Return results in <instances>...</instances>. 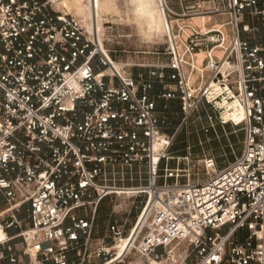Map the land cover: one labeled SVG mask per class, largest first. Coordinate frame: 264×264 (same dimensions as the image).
<instances>
[{
  "label": "built area",
  "instance_id": "2783aa9c",
  "mask_svg": "<svg viewBox=\"0 0 264 264\" xmlns=\"http://www.w3.org/2000/svg\"><path fill=\"white\" fill-rule=\"evenodd\" d=\"M163 1L168 62L134 76L53 0H0V264H158L180 243L181 264H264V0ZM219 103L244 149L194 183L171 150L202 107L225 124ZM113 196L133 201L101 226Z\"/></svg>",
  "mask_w": 264,
  "mask_h": 264
},
{
  "label": "rangeland",
  "instance_id": "374dc122",
  "mask_svg": "<svg viewBox=\"0 0 264 264\" xmlns=\"http://www.w3.org/2000/svg\"><path fill=\"white\" fill-rule=\"evenodd\" d=\"M93 1L84 0L81 12L67 9L61 4L63 0L53 3V8L56 12H64L79 20L95 44H101L103 50L108 51L119 67L125 68L129 74L135 75L140 70L149 71L168 62V57L162 53L169 44L171 24L166 13L162 17V0H103L100 12L96 11ZM208 21L195 19L191 23L204 30V24ZM216 55L221 56L218 53ZM205 58L204 54L198 56L199 66ZM190 78L191 83H197L201 73H195ZM206 110V107L200 108L188 126L178 133L171 150L173 157H188L189 162L173 160L170 167L178 166L186 173L184 175H191L194 183H202L207 178L206 160L214 159L219 169L234 161L244 149V125H236L231 120L227 122L224 115L222 121L226 122L221 124L218 121L220 112ZM186 182V178L181 179V183ZM112 200L115 205L108 200L102 207L99 219L101 226L109 223L111 215L128 209L133 201L126 196H113ZM135 218L136 213L133 212L130 222L133 223ZM186 248V243H180L179 247L173 246L158 264H181Z\"/></svg>",
  "mask_w": 264,
  "mask_h": 264
},
{
  "label": "crops",
  "instance_id": "0c3cea01",
  "mask_svg": "<svg viewBox=\"0 0 264 264\" xmlns=\"http://www.w3.org/2000/svg\"><path fill=\"white\" fill-rule=\"evenodd\" d=\"M168 3V6L170 4V8L175 11L176 13H182L183 7L181 6L182 1L185 0H166ZM201 1H209V0H201ZM167 64V63H166ZM165 65V64H163ZM161 66V65H159ZM150 71V70H149ZM148 70H140L138 71L134 76H138L142 73H147ZM160 92H172L174 94H178V89L175 85L172 84H166V85H156L153 94H159ZM205 108V107H202ZM158 110L163 111L169 114V122L172 124L174 128H176L179 125L180 122V115H181V105L178 101H170L165 102L161 101L158 105ZM177 116V118L175 117Z\"/></svg>",
  "mask_w": 264,
  "mask_h": 264
},
{
  "label": "bare ground",
  "instance_id": "6f19581e",
  "mask_svg": "<svg viewBox=\"0 0 264 264\" xmlns=\"http://www.w3.org/2000/svg\"><path fill=\"white\" fill-rule=\"evenodd\" d=\"M58 1H60V0H53V3H59ZM83 1L84 0H63V2L61 4L65 7H67V9L69 8V10L77 9V11L81 12L83 10V8H82L83 7V5H82ZM93 5L96 8V11L100 12V10L103 7V0H94ZM161 5H162V10H161L162 17H165L166 15H165L164 1L161 3ZM100 28H101V25H100ZM218 105H219V107L225 109V112L223 113V115H224V119L227 122L231 120L237 124H240L242 122V120L244 119L243 110L239 109L236 105H232L230 103H219ZM2 235H3V232L0 228V236H2Z\"/></svg>",
  "mask_w": 264,
  "mask_h": 264
}]
</instances>
